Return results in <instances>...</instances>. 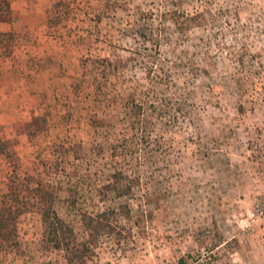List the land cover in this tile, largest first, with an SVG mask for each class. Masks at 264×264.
Here are the masks:
<instances>
[{
  "label": "rangeland",
  "instance_id": "rangeland-1",
  "mask_svg": "<svg viewBox=\"0 0 264 264\" xmlns=\"http://www.w3.org/2000/svg\"><path fill=\"white\" fill-rule=\"evenodd\" d=\"M152 1L10 0L0 21L12 33L0 38V139L13 159L0 155V194L14 175L61 187L57 208L79 239L82 213L121 208L88 264H264V0ZM160 7L177 12L160 51L168 64L181 62L173 91L187 87L190 98L171 126L156 127L161 147L129 154L127 195L108 190L104 200L98 189L116 171L110 154L123 138L124 98L146 82L137 52L156 43ZM183 12L196 18L190 26ZM231 41L235 50L249 44L260 74L245 78ZM196 61L210 74L191 77ZM18 240L0 264H66L47 246L38 212L20 216Z\"/></svg>",
  "mask_w": 264,
  "mask_h": 264
},
{
  "label": "trees",
  "instance_id": "trees-1",
  "mask_svg": "<svg viewBox=\"0 0 264 264\" xmlns=\"http://www.w3.org/2000/svg\"><path fill=\"white\" fill-rule=\"evenodd\" d=\"M152 2L154 4H176L175 0H153ZM174 13H177L176 9H168L167 12H162V8H158L156 15L158 16L157 31L159 36L156 39V43L152 48L145 46L143 50H138L137 52L141 56L138 62L144 72L146 82L138 80V89L134 88L124 98L122 117L120 119L123 138L112 145L110 154L116 171L111 175L110 182H107V185L100 186L98 189L100 197L104 200L108 198V190L109 195L110 193L119 196L127 195L132 189L131 185L133 183L132 176L125 171V168L129 169V166H126L129 154L134 149H138V154L146 155L154 147H161V136L157 133L156 127L160 125V130H162L161 128L167 125L171 126V117H176V111L184 103H187L190 98L191 89L187 87L180 93L173 91L178 86L176 77L179 76L177 71L181 62L172 60L170 61L171 64H168L169 59L162 58L160 51L162 42L170 44L172 41V38L165 32L168 29L166 19L168 16L173 19ZM183 13L184 17L182 18L181 15L179 17L184 20L186 26H190V21H194L196 18L185 12ZM10 15V0H0V21L10 17ZM198 26L204 29L207 28V25L203 23ZM215 27L216 25L213 23L212 28ZM230 29L234 30L231 26ZM163 31H165L164 34ZM11 35V32H0V38H8ZM144 35L146 38V34ZM155 35L152 29L151 37L153 38ZM200 41L203 42L201 46L210 44L209 40L206 41L204 38H200ZM229 44L230 54L235 56L238 64L241 66L248 64V68L244 73L246 79L261 73L259 70L254 72L251 67V61L255 62L256 55L249 53L248 43L240 42L238 50H235L236 46L233 45L232 41ZM201 46L198 45L196 51ZM248 54H250L249 59L247 57ZM204 55L209 56L210 54L207 51ZM212 59L214 60L210 62L216 67V58ZM191 67L193 69L191 77L194 78H197L200 72L204 70L197 61ZM260 67L263 68L264 65L260 64ZM204 71L210 74L208 69L205 68ZM240 72L243 73V71ZM233 79L236 83L241 82L237 74L233 76ZM183 83L188 85L190 83L189 78H184ZM252 83L250 82V84ZM169 90H171V93L168 92ZM241 90L244 93L250 92L247 85ZM252 101L256 102L257 100L253 99ZM29 133H31V130H29ZM0 155L13 159L7 141L3 139H0ZM15 167L17 168L16 165ZM60 189L61 187L39 177L14 175L8 186V191L0 194V252L19 244L18 219L27 212L35 211L41 215L44 226V239L47 246L62 252V257L66 264H88L89 261L94 259L100 238L112 233L114 225L112 219L115 215H118V211L121 208L118 210L115 207L105 208L96 214L82 213L81 221L86 230V236L83 239H79L72 222L65 218L57 208L58 200H60ZM65 201L70 206L76 204V200L72 196L66 198ZM122 208L124 209L125 206L123 205ZM179 264H185L184 257L180 258Z\"/></svg>",
  "mask_w": 264,
  "mask_h": 264
}]
</instances>
